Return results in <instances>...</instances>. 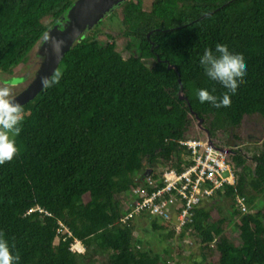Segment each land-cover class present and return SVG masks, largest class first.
<instances>
[{"label":"trees","instance_id":"1","mask_svg":"<svg viewBox=\"0 0 264 264\" xmlns=\"http://www.w3.org/2000/svg\"><path fill=\"white\" fill-rule=\"evenodd\" d=\"M75 1L0 0V74L15 77L45 34L54 26L64 28ZM149 4L146 10L133 0L123 2L126 37L120 47L113 35L99 36L98 26L119 7L109 10L65 55L60 83L23 106L18 154L0 165V232L15 245L11 250L19 264H91L103 255L105 264H157L137 252L132 223L119 221L123 183L134 184L145 163L161 169L185 163L187 152L178 141L186 137L192 116L208 122L211 137L239 126L246 114L264 119V0ZM218 43L242 54L247 65L230 107L201 104L196 96L199 89L217 97L226 91L199 64L204 50ZM144 58H153L154 65ZM231 158L236 183L217 194L233 200L251 194L246 197L251 204L252 193L259 192L260 205L243 214L235 207L234 214H241L239 251L220 237L217 257L194 264H264V143L252 156V170L239 150ZM37 205L52 215L28 213ZM211 218L212 208L203 204L192 223L167 237L183 239L191 229L204 243L219 224H209ZM59 219L84 241L86 253L72 252L71 239L58 240Z\"/></svg>","mask_w":264,"mask_h":264},{"label":"rangeland","instance_id":"2","mask_svg":"<svg viewBox=\"0 0 264 264\" xmlns=\"http://www.w3.org/2000/svg\"><path fill=\"white\" fill-rule=\"evenodd\" d=\"M139 3L144 9H150V0H133ZM123 2L119 1L115 7H119L116 16L107 19L98 26L100 29L99 36L102 39H107L108 34L114 36L118 42L119 47L123 46L125 34L123 30ZM113 8H111L112 10ZM59 26V25H58ZM60 24L59 27H63ZM40 48L36 47L29 56L27 63H21L16 69V76H5L0 74V83H10L14 86V95L23 91L35 78L36 72L43 59ZM144 61L153 66L155 61L153 58H144ZM208 124V122H206ZM201 124V125H200ZM204 120L200 122L196 116H192V123L187 129L186 137L208 138L206 132V125ZM210 138L214 143L222 148L231 150H239L247 156V166L253 169L255 163L252 156L262 147L264 143V119L258 113L246 114L243 121L239 126H228L223 130H219L216 136ZM156 167V166H155ZM162 167L157 166L156 169L160 170ZM152 167L145 163L142 170L136 173L135 179H140L144 176L146 170H151ZM133 183H123L122 188L125 196L130 190ZM255 196L253 203L248 205V211L260 205L261 194L253 192ZM251 194H246L249 198ZM87 195L85 198L87 199ZM204 205H209L212 208V218L209 224L219 222L218 226L211 230L204 243L200 242L197 234L186 233L183 239L178 238V235L173 238H168L167 233L172 229L171 225H167L161 221H157L154 217L143 216L134 219L132 225L134 226V238L137 241V252L146 253L154 259H158L157 264H194L195 260H202L206 257L216 258L219 252L218 240L220 237L225 238L228 244L234 251H239L242 247V240L240 238V217L238 212L234 214L235 206L234 200L231 197H224L215 195ZM153 222H157L159 227L154 226ZM165 225L167 227H165ZM214 227V226H213ZM165 228V229H164ZM138 239V240H137ZM56 244L58 240H55ZM107 259L106 255L94 259L91 264H105Z\"/></svg>","mask_w":264,"mask_h":264},{"label":"built area","instance_id":"3","mask_svg":"<svg viewBox=\"0 0 264 264\" xmlns=\"http://www.w3.org/2000/svg\"><path fill=\"white\" fill-rule=\"evenodd\" d=\"M212 140V139H211ZM179 144L187 153L185 163L172 168L156 169L131 185L125 196L120 197L121 217L119 221L130 224L134 219L150 216L157 221L171 225L179 234L185 225L194 221L196 210L224 191L227 185L236 183V170L232 161V153L222 150L208 138L184 137ZM147 171V170H146ZM234 206L241 214L248 211L245 195H236ZM51 216L52 213L37 205L28 210ZM58 240L70 241V250L76 254L87 252V246L77 237L70 226L58 220ZM191 233V229L187 230Z\"/></svg>","mask_w":264,"mask_h":264},{"label":"clouds","instance_id":"4","mask_svg":"<svg viewBox=\"0 0 264 264\" xmlns=\"http://www.w3.org/2000/svg\"><path fill=\"white\" fill-rule=\"evenodd\" d=\"M44 41L50 42L57 56L61 54L64 41L52 38L49 34H45ZM199 64L210 80L218 82L226 89L222 97L210 94L206 89H199L196 92L199 102H207L215 108L230 107V94L236 93L247 74L244 56L230 51L227 45L218 43L214 50H204ZM62 77L63 73L56 69L50 77L42 76L40 83L45 89L51 88L59 84ZM13 88L10 83H0V165L10 163L17 156L16 137L20 135L25 119L23 106L16 100ZM14 247L15 245L9 246L4 233L0 232V264H19L20 256L13 255L11 250Z\"/></svg>","mask_w":264,"mask_h":264},{"label":"water","instance_id":"5","mask_svg":"<svg viewBox=\"0 0 264 264\" xmlns=\"http://www.w3.org/2000/svg\"><path fill=\"white\" fill-rule=\"evenodd\" d=\"M121 0H76L69 11V20L63 29L54 26L48 34L57 40L64 41L62 52L57 56L51 47L50 42H45L40 46V52L43 56V60L36 72L35 78L31 83L20 93L15 95L16 100L24 106L31 100H33L39 92L44 88L40 79L42 76H51L54 70L58 69L60 63L64 59L68 51L73 47L74 43L80 38V36L90 28H93L99 20H101L111 8ZM75 34V37H74ZM173 65L169 64V68ZM181 94V91H180ZM181 97L182 96L181 94ZM203 119H200L202 122ZM201 125V124H200ZM208 139L212 144L208 129ZM222 150L231 153V150L222 148ZM151 170L146 171L148 174Z\"/></svg>","mask_w":264,"mask_h":264}]
</instances>
